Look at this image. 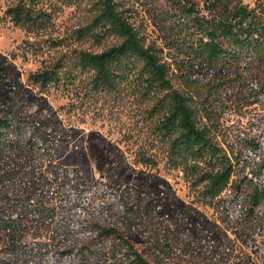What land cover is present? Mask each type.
<instances>
[{"label":"rangeland","instance_id":"rangeland-1","mask_svg":"<svg viewBox=\"0 0 264 264\" xmlns=\"http://www.w3.org/2000/svg\"><path fill=\"white\" fill-rule=\"evenodd\" d=\"M181 1L120 0L142 40L163 49L170 80L192 97L214 142L226 148L239 135H258L262 108L253 101L264 59L214 67L206 82L194 78L170 46L188 39ZM20 3L45 11L43 26L17 23L9 9ZM95 16L91 0H0V115L30 123L44 139L35 154L24 147L0 154V264H128L119 243L94 244L103 227L118 229L151 264H264V233L239 238L230 193L205 199L204 182L171 163L170 140L158 129L164 91L133 73L98 90L93 73L76 64L81 50L122 41L82 38L76 30ZM49 69L57 81L34 82ZM89 247L90 258L70 253Z\"/></svg>","mask_w":264,"mask_h":264},{"label":"trees","instance_id":"trees-1","mask_svg":"<svg viewBox=\"0 0 264 264\" xmlns=\"http://www.w3.org/2000/svg\"><path fill=\"white\" fill-rule=\"evenodd\" d=\"M91 1L96 16L91 23L78 28L77 33L82 38L96 40H102L107 34H116L122 39L101 52L80 51L76 64L83 71L93 73L92 86L112 90L119 80L133 73L147 88L164 91L159 101L164 103L165 113L158 129L163 138L170 140L171 163L195 174V182H204L205 199L212 201L222 193H230L231 206L241 213L237 233L244 243H249L255 234L264 233V85L258 88L253 101L262 108L258 114V135H239L223 148L199 125L192 97L174 87L169 78V66L162 60L163 49L142 40L126 9L121 8L120 0ZM178 8L184 21L182 31L188 39L181 46L171 41L170 46L177 47L178 57L185 55L182 66L188 73L192 71L194 78L206 82L212 77L214 67L243 59H264V0H258L255 6L244 0H206L203 8L186 0L179 2ZM9 13L17 23L28 25H42L48 19L45 11H36L23 3L11 7ZM32 78L46 85L57 81L59 76L56 70L49 69ZM39 142L44 143V139L30 123L0 115V154L19 147L35 154ZM109 240L125 247L128 264H151L114 227L101 228L94 244ZM77 252L83 258L96 253L92 247L89 254L84 249L70 251L72 255Z\"/></svg>","mask_w":264,"mask_h":264}]
</instances>
